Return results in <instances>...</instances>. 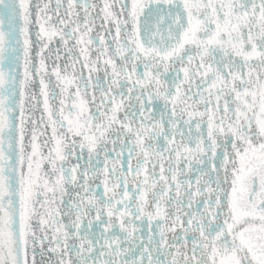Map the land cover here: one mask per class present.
<instances>
[{
  "label": "snow or ice",
  "instance_id": "snow-or-ice-1",
  "mask_svg": "<svg viewBox=\"0 0 264 264\" xmlns=\"http://www.w3.org/2000/svg\"><path fill=\"white\" fill-rule=\"evenodd\" d=\"M0 264H264V0H0Z\"/></svg>",
  "mask_w": 264,
  "mask_h": 264
},
{
  "label": "flooded vegetation",
  "instance_id": "flooded-vegetation-1",
  "mask_svg": "<svg viewBox=\"0 0 264 264\" xmlns=\"http://www.w3.org/2000/svg\"><path fill=\"white\" fill-rule=\"evenodd\" d=\"M101 76V78L103 77V73L99 74ZM85 76H87V73L85 72Z\"/></svg>",
  "mask_w": 264,
  "mask_h": 264
}]
</instances>
